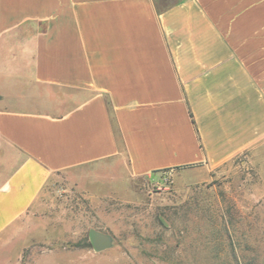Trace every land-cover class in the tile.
Here are the masks:
<instances>
[{"label":"crops","instance_id":"crops-1","mask_svg":"<svg viewBox=\"0 0 264 264\" xmlns=\"http://www.w3.org/2000/svg\"><path fill=\"white\" fill-rule=\"evenodd\" d=\"M263 142L264 0H0V235L59 173L213 171Z\"/></svg>","mask_w":264,"mask_h":264},{"label":"rangeland","instance_id":"rangeland-1","mask_svg":"<svg viewBox=\"0 0 264 264\" xmlns=\"http://www.w3.org/2000/svg\"><path fill=\"white\" fill-rule=\"evenodd\" d=\"M113 172L52 177L0 235V264H264V142L213 171ZM90 230L111 246L94 252Z\"/></svg>","mask_w":264,"mask_h":264},{"label":"water","instance_id":"water-1","mask_svg":"<svg viewBox=\"0 0 264 264\" xmlns=\"http://www.w3.org/2000/svg\"><path fill=\"white\" fill-rule=\"evenodd\" d=\"M88 240L94 252H102L111 246L110 236L96 230L88 232Z\"/></svg>","mask_w":264,"mask_h":264},{"label":"trees","instance_id":"trees-1","mask_svg":"<svg viewBox=\"0 0 264 264\" xmlns=\"http://www.w3.org/2000/svg\"><path fill=\"white\" fill-rule=\"evenodd\" d=\"M185 167H181V168H176V169H184ZM187 168V167H186ZM167 170H163L162 172H165Z\"/></svg>","mask_w":264,"mask_h":264}]
</instances>
